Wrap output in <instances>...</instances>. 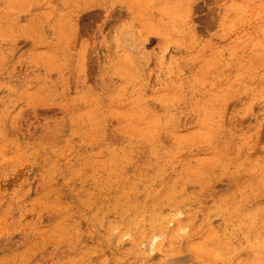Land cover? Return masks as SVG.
<instances>
[{"label": "rangeland", "instance_id": "rangeland-1", "mask_svg": "<svg viewBox=\"0 0 264 264\" xmlns=\"http://www.w3.org/2000/svg\"><path fill=\"white\" fill-rule=\"evenodd\" d=\"M0 264H264V0H0Z\"/></svg>", "mask_w": 264, "mask_h": 264}]
</instances>
